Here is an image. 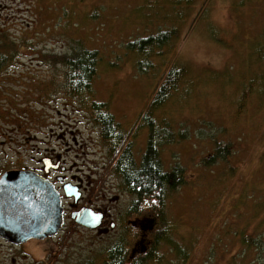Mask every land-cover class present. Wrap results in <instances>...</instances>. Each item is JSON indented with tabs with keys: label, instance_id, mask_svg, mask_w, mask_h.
I'll return each instance as SVG.
<instances>
[{
	"label": "rangeland",
	"instance_id": "1",
	"mask_svg": "<svg viewBox=\"0 0 264 264\" xmlns=\"http://www.w3.org/2000/svg\"><path fill=\"white\" fill-rule=\"evenodd\" d=\"M158 30L175 34L161 55L127 46ZM0 39L14 43L0 70V115L12 121L9 154L28 155L32 166L45 152H60L118 210L130 196L79 101L84 96L63 93V68L51 58L76 39L97 53L88 102L105 103L121 131H130L137 161L148 132L137 119L160 76L172 64L182 68L177 91L154 113L155 126L168 119L173 135L159 147L163 169L183 170L184 183L163 207L174 247L161 246V262L149 264H264V0H0ZM148 59L153 67L140 63ZM180 131L186 137L179 140ZM61 132L68 134L62 142L55 137ZM216 144L230 153L207 165ZM142 225L144 242L157 225ZM115 233L67 220L44 241L0 244V264H101ZM132 235L123 237L129 245Z\"/></svg>",
	"mask_w": 264,
	"mask_h": 264
},
{
	"label": "trees",
	"instance_id": "2",
	"mask_svg": "<svg viewBox=\"0 0 264 264\" xmlns=\"http://www.w3.org/2000/svg\"><path fill=\"white\" fill-rule=\"evenodd\" d=\"M174 35L171 30H158L155 34L138 37L134 41L128 42L127 46L142 54L154 52L156 55H161L159 48L161 49ZM13 44V42L12 44L7 41L2 42L0 39V69L13 55ZM98 58L99 56L95 51L88 49L80 40L76 39L71 43V47L66 53L53 56L51 59L56 61L57 67L63 68L61 81L63 93L72 98L80 99L84 96L79 101L88 110L91 122L97 129L109 165H111L114 174L119 177L125 192L133 198L131 211L134 210L135 205H139L142 220H155L157 225L155 230L149 231V239L142 243L139 251L135 254L128 255L129 243L123 238L124 236H118L103 250L104 256L101 264L160 263L162 258L158 256L157 251H161V246L172 245L171 242L167 241V229L165 227L168 221L163 213V207L166 199L184 183V179L183 170L180 166L173 165L167 171L161 165L159 147L162 143L171 142L173 135L169 130L168 119L163 122L164 128L160 129L155 126L154 120L157 119L154 113L165 106L168 99L177 91V87L186 73L182 68L172 64L155 82V89L153 88L146 110L137 119L141 121L139 125L145 127L148 132L144 152L140 155L139 161H136L131 148L130 131H121L119 124L115 121L113 114L108 111L105 103L95 100L88 102L92 92L93 80L96 77ZM140 63L145 64L147 68L154 66L149 59ZM142 67L139 65L138 69L143 71ZM144 69L146 70V68ZM178 137L179 140L185 138L184 131L178 132ZM228 147L216 144L212 154L208 155L210 159L206 161L207 165L216 159H225L230 153ZM143 228L144 226H142L144 232L145 229ZM128 234H130L129 231L126 232V235ZM257 239H246L244 243L245 245L250 243V246L255 244Z\"/></svg>",
	"mask_w": 264,
	"mask_h": 264
},
{
	"label": "flooded vegetation",
	"instance_id": "3",
	"mask_svg": "<svg viewBox=\"0 0 264 264\" xmlns=\"http://www.w3.org/2000/svg\"><path fill=\"white\" fill-rule=\"evenodd\" d=\"M0 116H2L0 118L1 245L20 249L29 240H34V238H31L19 244L10 242V240H18L21 235L28 231L31 225L30 205L27 203L29 200V182L38 181L44 185L47 181L60 196L63 217L62 227L68 220L70 224L94 233L108 234L116 231L115 234L118 236H124L127 231L131 234L130 231L133 230V244L128 246V255L139 251L144 239L142 222L145 220H142L140 216L139 205H135L134 210L131 211L133 198L130 195H128L130 196L129 200L122 210L110 207V201L104 194V188L95 181L90 180L89 176H81L79 173H82V170H78L79 168L73 171L75 166H67L61 153L55 150L45 152L37 159V163L32 166L28 155H23L21 158L14 160L13 156L9 154L12 153V150L6 148V145L13 140V134L10 133L12 121L6 120V113ZM90 124L93 123L90 122ZM70 135L69 139L75 140V136ZM66 136H68L66 132H61L56 134L55 137L62 142L67 139ZM130 140L132 147L135 140L133 141L131 138ZM68 150L66 147V151ZM65 188L72 191V194H77V197L74 194L66 196ZM79 212L100 216V225L91 229L78 224L76 219ZM4 236H7L10 240H7ZM49 238L52 237H47V239ZM44 240L46 238L42 239V241Z\"/></svg>",
	"mask_w": 264,
	"mask_h": 264
},
{
	"label": "water",
	"instance_id": "4",
	"mask_svg": "<svg viewBox=\"0 0 264 264\" xmlns=\"http://www.w3.org/2000/svg\"><path fill=\"white\" fill-rule=\"evenodd\" d=\"M29 200L31 225L27 232L21 235L18 240H10V242L19 244L28 239H45L58 233L60 230L63 217L60 196L54 187L46 181L43 185L38 181L29 182ZM66 196H72V191L65 188ZM77 197V194H74ZM73 218V216H72ZM100 216L89 215L85 212L77 214L76 222L88 228L94 229L100 225Z\"/></svg>",
	"mask_w": 264,
	"mask_h": 264
}]
</instances>
